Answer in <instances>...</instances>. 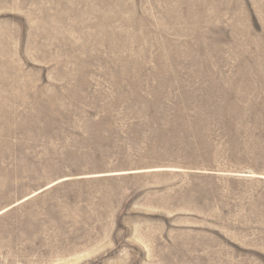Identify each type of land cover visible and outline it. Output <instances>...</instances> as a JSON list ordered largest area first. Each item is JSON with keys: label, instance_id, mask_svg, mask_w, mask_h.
Wrapping results in <instances>:
<instances>
[{"label": "rangeland", "instance_id": "rangeland-1", "mask_svg": "<svg viewBox=\"0 0 264 264\" xmlns=\"http://www.w3.org/2000/svg\"><path fill=\"white\" fill-rule=\"evenodd\" d=\"M0 264H264V0H0Z\"/></svg>", "mask_w": 264, "mask_h": 264}]
</instances>
